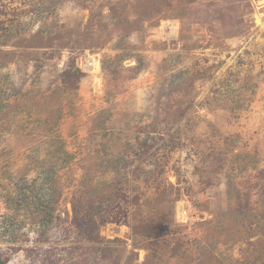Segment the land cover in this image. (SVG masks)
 I'll return each instance as SVG.
<instances>
[{"label": "rangeland", "instance_id": "obj_1", "mask_svg": "<svg viewBox=\"0 0 264 264\" xmlns=\"http://www.w3.org/2000/svg\"><path fill=\"white\" fill-rule=\"evenodd\" d=\"M0 262L264 264V0H0Z\"/></svg>", "mask_w": 264, "mask_h": 264}, {"label": "trees", "instance_id": "obj_2", "mask_svg": "<svg viewBox=\"0 0 264 264\" xmlns=\"http://www.w3.org/2000/svg\"><path fill=\"white\" fill-rule=\"evenodd\" d=\"M74 75L75 76L77 75L78 78L80 77L79 74H77L76 72H72L71 73L69 70H67L65 72V76L68 79H70V77H72ZM118 198H119V194L118 193H117V195L116 194H112L110 196V198H109V201H110L109 202V206L110 207H115V203L117 204ZM72 207H73L72 209H73V212H74L75 219L77 221L78 220V215H79L80 211L83 210L84 206L83 205L81 206L79 202L73 200ZM118 210L119 211H116L113 214L104 215L101 218L99 224H105V223H118V224H121V223H124L125 222L124 221V217H125L126 213L124 211H121L120 208H118ZM261 256L262 255L259 254L260 258H261ZM0 263H3V262H0Z\"/></svg>", "mask_w": 264, "mask_h": 264}, {"label": "bare ground", "instance_id": "obj_3", "mask_svg": "<svg viewBox=\"0 0 264 264\" xmlns=\"http://www.w3.org/2000/svg\"><path fill=\"white\" fill-rule=\"evenodd\" d=\"M95 67V66H94Z\"/></svg>", "mask_w": 264, "mask_h": 264}, {"label": "built area", "instance_id": "obj_4", "mask_svg": "<svg viewBox=\"0 0 264 264\" xmlns=\"http://www.w3.org/2000/svg\"><path fill=\"white\" fill-rule=\"evenodd\" d=\"M186 213V212H185Z\"/></svg>", "mask_w": 264, "mask_h": 264}]
</instances>
